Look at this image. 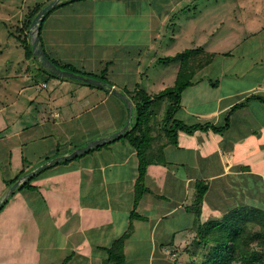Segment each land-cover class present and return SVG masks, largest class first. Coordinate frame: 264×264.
I'll return each instance as SVG.
<instances>
[{"label":"rangeland","instance_id":"rangeland-1","mask_svg":"<svg viewBox=\"0 0 264 264\" xmlns=\"http://www.w3.org/2000/svg\"><path fill=\"white\" fill-rule=\"evenodd\" d=\"M37 1L40 0H0V198L12 185H9V179L21 172V170H23V173L18 179L56 157L75 153L77 150L85 147L89 141L107 135L108 133L106 134V132L115 123L114 120L119 116L122 119L125 109L127 114L129 112V106L121 105V102L125 103L122 97L115 94L114 96H110L109 99L104 100V102H101L107 96L108 89L93 87L81 83L77 79L69 77L60 78L58 82L61 85H57L56 81L58 77H51L48 79V86L46 87L44 85L45 75L42 74L39 76L37 84H30L29 81L30 76L34 72V64H29L30 61L28 62L24 58L23 46L17 37L14 34H10L9 31L15 30L18 22L24 19L28 9L34 6ZM172 1L77 0L58 8L52 14V16L56 15V17L46 20L43 32L54 34L53 38L57 42L58 58L76 64L81 72L100 71L110 56L115 55L116 59L108 71L110 82H117V84H120L121 81L128 82L125 86L128 85V89H131L135 81L138 80L139 73L144 71L146 74H143L145 76L143 77V87L157 93V91L163 88L174 85L177 69L175 72L174 70L178 67V63L159 64L155 63V61L153 63L155 53L160 56L174 55L186 48H196L199 45L207 47L213 43H211L210 33L213 32L215 33V37H218L221 31L226 30L224 29L226 23L229 25L231 21H234L235 24L239 22L235 19H241L243 22L240 23L241 27L239 30L242 34L240 39H242L247 36L245 23L250 27L254 20L258 24L264 21V0H258L256 3V6H259L258 8L260 9L259 13H256L259 9L256 12L253 8L245 10L244 6L246 4L244 3H246V0H184L178 6L176 1ZM252 1L249 2L251 5H253ZM84 7L83 11H77L79 8ZM165 14L168 15L166 17L167 25L164 22L161 24V18ZM168 17H170L169 20ZM158 32L161 34L158 36L156 42ZM229 33L231 32L229 31ZM261 35L262 31L259 32V36ZM119 38H122V40H119ZM154 42H156V45L153 49L149 50V48H152ZM234 58V61L240 64L241 59L238 56ZM232 59L223 57L211 64L204 73H207L208 77L211 76L212 78L209 79L213 80V82L210 84L206 81L203 82V90L200 91L206 92L207 89H212L207 94H214L212 92L216 89L212 87L218 86L214 81H216L215 78L219 75L218 68L222 67L220 63ZM140 63V72H138ZM234 68H236V65H234ZM256 68H254V72H256ZM209 79L207 78L206 80L209 81ZM108 84L110 85V83ZM73 90L76 92V95L83 94L85 99L77 103L71 102L73 99L71 100L69 92ZM118 90H123L122 86ZM191 90L192 88L188 87L183 93L184 103L188 102L187 96L191 93ZM204 92L202 95H204ZM258 94L264 95V92L260 91ZM50 95L56 97V99L51 100ZM33 99L35 100L34 102L31 101ZM251 100V110L256 112L259 111V107L264 108L262 100L258 98ZM86 101L89 104L83 107ZM65 102H68L67 106L63 107L62 112L65 113L61 114L60 111L62 110V105L66 104ZM168 103V100L161 101L154 113L149 117L150 123L153 126V130L150 132L154 138L153 141L156 140L154 143L157 145V148L159 150L163 149L162 153L168 159L173 160L172 162L162 155V158H159L161 159L160 164H165L167 167L172 166L178 170L180 175H184L186 171L184 167L178 165L180 161H177L178 158H182L183 156L182 150H178L176 155H174V153H171L173 150H170V146L167 147L166 145L162 147L163 142L167 139L162 125ZM94 104L96 105L94 109H87V107ZM54 110L58 112L53 114L56 117L51 118L49 115ZM259 112V116L264 118V112ZM72 113H76V117L73 116L64 122L67 123L65 125L67 128L62 129L61 132L59 127L60 119L62 120L64 115L67 117ZM178 113L180 112L178 111ZM57 116H60V118H57ZM181 116L182 114L180 113L179 117ZM49 117L51 121H48ZM244 117L250 116L244 114ZM224 121L225 118L222 119L221 123H224ZM244 121L246 122V119ZM55 122L56 124H54ZM73 129L76 131L74 135L71 133ZM98 134H101V136H98ZM247 137L248 139L241 142L238 148H236V161H239V164H242L245 168V164L249 163L253 169H260L262 168L260 165H264V162L260 161L263 157L262 154H264V144L256 143L253 136L249 137L248 135ZM119 141L114 143H118ZM76 143H78V147L72 148ZM57 144H60L61 152H64L61 155L52 157L50 160H46L47 156H53L52 154L55 153ZM119 144H122V142ZM83 153L79 152L74 156ZM83 157L85 156H79L76 160L79 161ZM50 164L35 172L34 174L41 173L32 182L36 185L38 184V190L43 196V187L50 184L51 186L54 185L53 182H50L54 179L55 175L53 173L57 170L59 171L62 164L66 163L61 162L54 166H50ZM155 166L159 168V165L154 161L148 166L149 172H151L148 174L149 178L147 179V184L154 188L159 187L156 184L158 174L156 175L152 172L156 168ZM64 167L60 172L67 170L68 167ZM53 168L56 171H49ZM58 171L57 175H59ZM124 172L126 174L130 173L129 165L125 167ZM62 179L63 177L58 176L55 178V181L57 182ZM64 180L69 185L73 184L77 187L75 176L71 175ZM235 181L237 182L232 189L235 192V196L244 194L246 200H251L252 195H250V192L252 194L255 191L252 185V176L239 175ZM7 185L9 186L7 187ZM18 186L8 197V204L0 211V264H34L39 256H41L39 264H62L66 255H68V245L52 247V250L55 252L51 253V258L45 257L44 249L47 248L49 241L46 240L48 238L45 236L46 233L43 230H36V228L40 227V224L38 225L36 221L42 215L43 204L40 202V198L37 197H34L35 203H33V199L30 197L32 189L20 190ZM261 186H264L263 182ZM56 189L55 187L49 188V196L52 202L49 212V215L51 216L52 214V216L49 221L53 224V228L50 231L55 237L63 238L64 234H71L73 232L71 229L76 224V221H78V212H74L67 206L70 201V194H64V190H61L63 193H59ZM223 196L214 199L212 195H209V198L213 202L221 206L220 211L217 213H222V215L224 212L238 207L235 206L237 205L235 204V198L230 193L228 194L224 191ZM129 199L124 197V205L129 204ZM194 200L195 198L187 199L186 203H192ZM243 204L240 205L244 206ZM132 205L133 203L128 207ZM191 205L186 207L190 210ZM74 206V203H70V207ZM202 209L204 208L202 207ZM211 212L213 213V211ZM119 213L124 215L123 212ZM98 214L91 215L89 212H86L84 213L86 217L84 219L86 221L98 220L100 223H105L106 219L110 220V216H105L108 214L107 211ZM205 216L207 217L208 215L205 214ZM183 219L185 221L179 227V234L175 238L177 241L175 243H182L180 248L183 249H176L174 254L169 253L172 262L177 257L184 262L189 261L194 255L193 249L190 251H186L185 249L187 246L193 247L192 244L190 245L191 238L193 237L191 233L193 235L196 233L195 228H197L196 225L199 222H195V220L192 222L190 218V221L187 223L189 218L183 217ZM253 223L250 222V224ZM107 227H101V229L105 230ZM111 227L116 229V231L115 233L108 231L110 233L108 237L107 233L105 235V232L97 226L95 230L97 231L98 239L107 240L106 238L120 237L129 225L124 226L122 233L117 230L120 228L117 224ZM61 230L62 232H60ZM143 230L144 228H139L134 233V237L136 235L140 236ZM100 234H103V236ZM187 238L189 240L186 242ZM24 240L25 242H23ZM33 241H36L35 250L27 248L23 251L17 247L22 242L25 244L24 246H31ZM107 242L109 241L107 240ZM143 245L144 247L148 245L144 250L147 253L150 249V243L143 242ZM167 250L170 251V247ZM170 252H173V250ZM47 253L45 252L46 255ZM146 256L147 254L139 259L140 264H148L150 260ZM95 258L97 257L95 256ZM102 264H105V262Z\"/></svg>","mask_w":264,"mask_h":264},{"label":"crops","instance_id":"crops-1","mask_svg":"<svg viewBox=\"0 0 264 264\" xmlns=\"http://www.w3.org/2000/svg\"><path fill=\"white\" fill-rule=\"evenodd\" d=\"M173 1H176L178 6L180 2L184 0ZM250 1L251 0H246V3H244L246 4L244 6L245 10L253 8L256 12L259 9V6H256L258 0H253V5L249 3ZM173 7L174 5L172 6V9ZM83 9H85V7L81 9L79 8L77 11H83ZM259 11L260 9L256 13H259ZM52 14L49 18L56 17V15L52 16ZM167 16V14L162 16L161 24L163 22L164 24L166 23V25L168 24V22H166ZM169 19L170 17H168V20ZM235 20L239 22H236L235 24L234 21H231L229 25L226 23L224 28L226 30L221 31L218 37H215V33H210L211 43L213 42L212 44L207 47L199 45V47L201 46L207 51L215 52L216 55L210 64L202 68L196 74L194 83L189 86L192 90L187 96L188 102L184 103L182 98V108L179 109V112L182 114L181 117L186 119L188 123L212 122L221 125L223 124L221 123L222 119L225 118L224 116L226 115V112L233 104L244 100L247 96L253 93L258 94L260 91L264 92V21H261L258 24L254 20L250 27L245 23L247 36L240 39L242 36L239 32L241 27L240 23L243 22L241 19ZM254 25L255 27H253ZM229 31L231 33H229ZM261 31L262 35L259 36V32ZM160 34L161 33L159 32L157 33L156 42ZM53 35L54 34H46L44 32V38L47 45L53 52H56L57 42H55ZM119 40H122V38H119ZM156 42L152 44V48H149V50L153 49ZM236 56L241 59L240 64H237L234 61V57ZM158 57H160V55L155 53V59L152 62L154 63L155 61V63L160 64L161 62L158 61ZM223 57L233 59L220 63L222 64V67L220 66L218 68L219 75L215 78L216 81H214L218 86L212 87L213 89H216L212 92L214 94H207L211 92L212 89H207L206 92L200 91L203 90V82L206 81L209 84L213 82V80L209 79L212 77H208L207 73L204 72H206L211 64ZM111 58L116 59V56L113 55ZM246 59L248 60L247 62ZM176 62L178 63V67L175 68L174 72L176 69L178 72L179 68V62ZM234 65H236V68H234ZM140 66L141 63L138 66V72H140ZM254 66L257 67L255 69L256 72H254ZM143 74L146 73L141 71L138 75V80H136L141 87L144 86L143 77L145 76H143ZM207 78L209 81L206 80ZM175 79L176 77L174 80ZM58 80L60 79H57V85H61ZM113 83L115 85L114 88L116 87V89H119V87L125 86L127 82L121 81L120 84H117V82ZM143 88L146 89V87ZM146 90L149 94L155 93L152 90V92L148 89ZM113 92L114 91L110 89L107 96L104 97L101 102L109 99L110 96H114L115 94ZM203 92L204 95H202ZM69 94H71V100L73 99L71 102L74 101V103L81 102L85 99L83 94L76 95L74 90L70 91ZM50 97L51 100L56 99L54 96L50 95ZM251 101L252 100H250L247 105L240 107L233 112L230 127L222 133L215 132L212 129L196 130L192 134L183 130L178 132V144H168L167 147H171L170 150H173L171 153H174V155H176L178 150H182L183 156L182 158H178L177 161H180L178 162L179 166L184 167V170L186 171L184 175H180L178 170L176 168L174 169L172 166L167 167L165 164H160L155 158V162L159 165V168L155 166L156 168L152 172L156 175L158 174L156 177V184L159 187L154 188L147 184V179L149 178L148 174L151 172H149L150 169H148L146 174V184L150 188V191L142 197L137 207V210L144 216V219L134 218L132 221L134 223V230L125 241V260L122 264H140L139 259L145 254H147L146 257H149L150 260L148 264H174V262L170 260L172 258L169 253L174 254L176 249H183L180 248L182 243H175L177 242L175 238L176 235L179 234V227H181L185 221L183 217L189 218L187 223L190 221V218L192 222L195 219V213L186 207L193 202L188 204L186 203V200L195 198L198 181L208 184V191L202 202V207L204 208L202 219H207L215 215H222V213H217L220 211L221 206L218 203L213 202L209 198V195H212V197L216 199L223 196L224 191L228 194L230 193L232 197L235 198V204H237L235 206H242L240 204L243 203L248 205V203H250L252 206L264 208V186H261V183H264V165H260L262 167L260 169H253L249 163H246L245 168L242 164H239V161H236L235 153L236 148H238L241 142L248 139V135L249 137L253 136L256 143L264 144V118L259 116V111L264 112V108L259 107V111L256 112L251 110ZM65 103L64 106L62 105V110L60 111L61 114L65 113L62 112L63 107L67 106L68 102ZM87 104H89L88 101L84 103L83 107H86ZM121 105L126 106V104L122 102ZM95 106V104L93 106L91 105L90 107H87V109L92 110ZM57 112L58 111L56 110L51 111L52 116ZM180 113L177 112L176 116L179 117ZM244 114L250 117H244ZM73 116L76 117V113H72L67 117L64 115L62 120L60 119L59 127L61 132L62 129L67 128L65 127L67 123L64 122L68 121V119ZM127 116L128 114L125 109V114L123 112L122 119L121 116L117 117V119L114 120L115 123L112 124V127L109 128L110 130H108L106 134L118 129L123 121L125 119L127 120ZM57 118H60V116H57ZM243 119H246L247 123ZM47 122H45V124H47ZM54 124H56V122ZM75 132V129H73L71 133L74 135ZM98 136H101V134H98ZM121 142L122 144H119ZM262 155L263 157L260 161L264 162V154ZM84 156L85 157L79 161L73 160L74 162L72 161L68 164H62L59 171L57 170L59 175L56 174L57 171L55 168L49 170L56 172L53 173V175H55L53 177L54 179L50 181L51 183L53 182L54 185L51 186L50 184L49 186H44L42 189L45 197L39 192L38 188L30 192V197L33 199V203H35L34 197H37L40 198V202L43 204L42 215H40L38 221H36L38 222V225L40 224V227L36 228V230H43V232L46 233L45 236L48 238L46 240L49 241V244L47 245V248L44 249V255L46 258H51V253L55 252L52 250V247L55 248L68 245V255H66L68 261L66 264H102L104 262L107 264V258L109 257L107 248L117 237L112 239L106 238L109 242H107V240H101L100 238L98 239L95 228L98 226L100 230L104 231L105 235L107 233V236L109 237V232L115 233L116 231V229L111 227L112 225L117 224L120 227L117 230L122 233L124 226L130 224L131 211L134 208V186L138 175L139 159L137 151L127 142L123 141L112 143L108 147L95 150ZM165 158L167 157L165 156ZM171 161L173 162V160ZM127 165L130 167L129 174L124 172ZM64 166L68 167L67 170L65 172H60V170L65 168ZM121 171L123 172L120 173ZM71 175L76 177L77 187L73 184L69 185L67 181L64 180ZM239 175H251L253 178L252 185L255 191H253L252 194L250 192V195H252L251 200H246L244 194H241V196H235V192L232 191L233 186L237 182L235 179ZM58 176L63 177V179L56 182L55 178ZM50 187L57 188L56 190L59 193L61 190H64V194H70V201L67 206H69L74 212H78V221H76V224L72 226L71 229L73 232L71 234H64L63 238L55 237L50 231V229L53 228V224L49 221L52 216V214L51 216L49 215L52 206L50 200L51 197L49 196ZM124 197L130 198L129 204L124 205ZM70 203H74L75 206L70 207ZM131 203H133V205L128 207ZM105 211L108 212L105 216H110V220L106 219L105 223H100L98 220L86 221L84 219L86 218L84 216V213L86 212H89L91 215H96ZM211 211H213V213ZM119 212H123L125 216L121 215ZM205 214L208 216L204 217ZM36 217H38V215H36ZM101 227L107 228L103 230ZM141 227L144 228L141 235H136L134 237V233ZM60 232H62V230ZM191 234L193 236V233ZM100 235L103 236V234ZM78 236H80V238H78ZM188 240L189 238H187L186 242ZM23 242H25V240ZM23 242L20 246H17L20 250L24 251L27 248L35 250L36 241H33L31 246H24L25 244H23ZM143 242L150 243V249L147 253L144 252V250L148 245L144 247ZM169 247L170 251L173 250V252L167 250ZM45 252H48L47 255ZM95 256L97 258H95ZM39 262H41V256H39L34 264H39Z\"/></svg>","mask_w":264,"mask_h":264},{"label":"trees","instance_id":"trees-1","mask_svg":"<svg viewBox=\"0 0 264 264\" xmlns=\"http://www.w3.org/2000/svg\"><path fill=\"white\" fill-rule=\"evenodd\" d=\"M50 1L51 0L37 1L34 6L28 9L24 19L21 22H18L15 30L9 31L10 34H14L17 37L23 46L24 58L28 62L30 61L29 64H34V72L30 76V81L28 79L30 84H37L39 76L43 74L45 75L44 85L46 87L48 86V79L51 77H58L57 79L69 77L77 79L81 83L88 84L93 87L110 90L109 87L96 85L83 79L55 74L50 69L45 67L40 58L34 53L31 43L30 25L38 11ZM73 1L75 2L77 0H60L42 18L39 33L43 47L49 58L58 67L64 70L72 71L76 74L98 78L104 83H110V85L114 87V83L110 82L111 80L108 77L109 67L113 61H115L114 58H111L110 56L100 71L81 72L76 64L60 60L58 58V52H53L45 41L43 28L46 20L55 10ZM215 55V52L207 51L202 47H196L186 48L174 55L158 57V61L165 64L179 61V68L174 85L163 88L155 94H149L145 88L140 86L138 81H135L134 86H132L131 89H128V85L123 86V90H118L115 87L116 90L121 91V93H124L131 100L133 116L129 128L119 136L113 138L111 141L93 147L81 155L69 156L50 164V166H54L56 164L58 165L61 162L68 164L71 161L78 159L79 156H84L95 150L108 147L112 143L119 140L127 142L137 151L139 165L138 175L134 186L135 198L134 208L132 209L130 216L131 222L127 230L120 237H117L107 248L109 254L107 264H122L125 260V241L134 230V223L132 221L134 218L144 219V216L137 210V207L142 197L150 191V188L146 184L148 166L153 163V161L155 162V158L158 162H160L161 159L159 158H162L163 155V149L159 150V148H157V145L154 143L156 140L153 141L154 138L151 136L153 126L150 123L149 118L151 117V114L154 113L157 106H159L160 102L163 100H168L169 102L167 104V110L162 125L164 133L167 135V139L163 142L162 147L168 144H178V132L180 130L192 134L196 130L212 129L215 132L222 133L230 127L231 116L236 109L247 105V103L253 98H258L264 102V95L253 93L247 96L244 100L231 106V108L226 112L224 123L221 125L212 122L188 123L182 117L176 116L179 109L182 108L183 93L191 84L194 83L196 74L213 61ZM113 93L116 94L115 92ZM31 101L34 102L35 100L33 99ZM125 104L127 105L126 102ZM49 116H51V118L56 117L52 116L51 113ZM51 118L49 117L48 121H51ZM126 121L127 120L125 119L122 125L114 131L121 129L125 125ZM77 144L78 143L74 144L72 148L78 147ZM63 152H61L60 144H57L56 151L52 154L53 156H47L46 160H50L54 156L61 155ZM22 171L23 170L9 179V185L18 180L23 173ZM40 173L28 177L18 186V189H37L38 186L32 182L35 178L39 177ZM9 185H7V187ZM207 191L208 184L198 181L195 200L193 201L190 209L195 213V222H199V224L196 225V233L191 238L190 245L192 244L193 247L187 246L185 249L186 251L193 249L192 252H194V255L189 261L185 262L177 258L175 259L174 264H264V208L252 206L251 204L238 206L230 209L223 215H215L207 219H202V202ZM8 202L9 198L0 206V211L8 204ZM250 222L254 223L250 224ZM67 261L68 257L65 258L63 264Z\"/></svg>","mask_w":264,"mask_h":264},{"label":"water","instance_id":"water-1","mask_svg":"<svg viewBox=\"0 0 264 264\" xmlns=\"http://www.w3.org/2000/svg\"><path fill=\"white\" fill-rule=\"evenodd\" d=\"M60 0H51L48 4H46L43 8H41L38 13L35 15V17L33 18L31 25H30V30H31V43H32V48L34 53L40 58L42 64L47 67L48 69H50L53 73L55 74H60V75H64V76H72L75 78H79V79H83L87 82L90 83H94L96 85H100V86H104V87H109V89H111L112 91H114L119 97H122V99H124V101L127 103V105L129 106V118L127 119L125 125L115 131L112 132L110 134L98 137L97 139L91 140L88 142V144L83 147L82 149L77 150L75 153H70L67 154L65 156H59L56 157L44 164H42L41 166H39L37 169H35L34 171L24 175L23 177H21L20 179L16 180L10 187V189L0 198V206L8 199V197L12 194V192L15 190V188L20 185L22 182H24L28 177H30L31 175H33L35 172H37L39 169L44 168L45 166L49 165L52 162L67 158L69 156H73L78 154L79 152H86L89 149L99 146L100 144L106 143L111 141L113 138L119 136L120 134H122L125 130H127L129 128L132 116H133V111H132V103L131 100L124 94L121 93L120 91H117L113 86L109 85L108 83H104L103 81H101L98 78H94V77H90V76H84L81 74H76L72 71H68V70H64L60 67H58L47 55L43 44L41 42L40 39V22L42 20V18L44 17V15L52 8L54 7Z\"/></svg>","mask_w":264,"mask_h":264}]
</instances>
